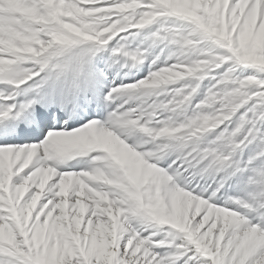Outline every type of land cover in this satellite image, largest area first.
Segmentation results:
<instances>
[{"label": "snow or ice", "instance_id": "snow-or-ice-1", "mask_svg": "<svg viewBox=\"0 0 264 264\" xmlns=\"http://www.w3.org/2000/svg\"><path fill=\"white\" fill-rule=\"evenodd\" d=\"M0 264H264V0H0Z\"/></svg>", "mask_w": 264, "mask_h": 264}]
</instances>
